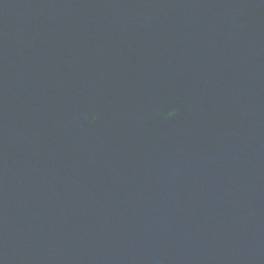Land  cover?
<instances>
[{
	"label": "water",
	"instance_id": "95a60500",
	"mask_svg": "<svg viewBox=\"0 0 264 264\" xmlns=\"http://www.w3.org/2000/svg\"><path fill=\"white\" fill-rule=\"evenodd\" d=\"M0 264H264V0H0Z\"/></svg>",
	"mask_w": 264,
	"mask_h": 264
}]
</instances>
